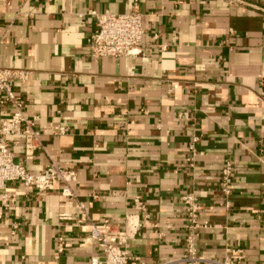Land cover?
<instances>
[{
	"label": "crops",
	"instance_id": "0c3cea01",
	"mask_svg": "<svg viewBox=\"0 0 264 264\" xmlns=\"http://www.w3.org/2000/svg\"><path fill=\"white\" fill-rule=\"evenodd\" d=\"M134 8L142 53L93 57L91 12ZM0 68L28 73L13 91L40 133L30 160L22 137L7 139L14 161L34 174L54 162L76 175L72 196L62 183L45 192L5 184L0 264H89L100 254L89 224L104 221L136 226L122 246L129 257L178 260L185 194L209 225L198 230L199 253L264 264V0H0ZM11 111L0 104V125Z\"/></svg>",
	"mask_w": 264,
	"mask_h": 264
},
{
	"label": "built area",
	"instance_id": "2783aa9c",
	"mask_svg": "<svg viewBox=\"0 0 264 264\" xmlns=\"http://www.w3.org/2000/svg\"><path fill=\"white\" fill-rule=\"evenodd\" d=\"M41 1V0H38ZM94 17L95 31L87 39L88 51L95 58H133L142 53V41L145 34L142 15L134 8L131 13L113 15L97 14ZM26 71H14L0 68V92L3 98L0 104L11 106L10 117L0 125V209L6 208L9 196L2 193L6 183H18L24 189H35L39 192L51 191L55 184L62 183L65 188L61 191L64 196H72L71 184L76 181L75 172L62 169L50 162L40 174L29 172L26 167L14 161L13 153L8 148L7 139L12 136L23 138V154L26 160L34 157L41 149L40 133L35 129V120L24 114V102L15 95L13 86L16 81L24 83L27 80ZM233 167L230 161H224L220 174V193L224 197L231 194ZM185 207L186 235L183 242V255L180 259H167L162 262L145 263L138 258H131L123 250L126 239L136 231V226L127 223L124 230H119L106 221L89 224V238L94 241L99 255L89 258V264H238L232 258L236 251H230L223 261L208 260L196 247L198 230L208 228L206 222L199 219L200 206L196 199L189 194L181 197ZM135 205L142 209L139 199ZM76 209L84 215V207L76 204ZM1 216V212H0ZM67 218L66 215H60ZM57 254L63 252V238L58 236ZM232 254V255H231Z\"/></svg>",
	"mask_w": 264,
	"mask_h": 264
}]
</instances>
